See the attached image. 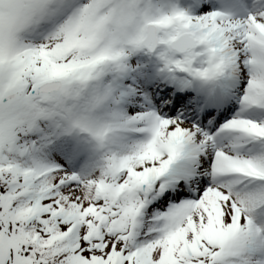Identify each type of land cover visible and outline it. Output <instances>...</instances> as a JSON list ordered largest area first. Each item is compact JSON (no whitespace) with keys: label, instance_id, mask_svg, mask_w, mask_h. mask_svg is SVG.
Instances as JSON below:
<instances>
[{"label":"snow or ice","instance_id":"obj_1","mask_svg":"<svg viewBox=\"0 0 264 264\" xmlns=\"http://www.w3.org/2000/svg\"><path fill=\"white\" fill-rule=\"evenodd\" d=\"M171 11L183 39L129 47L136 0H0V264H264L248 215L264 206V11L234 19L203 0ZM109 42L124 52L91 67ZM138 51L167 81L143 96L121 91ZM128 96L143 110L114 108L110 136L94 133ZM128 128L144 139L113 151ZM34 132L42 147L89 139L49 161L23 142Z\"/></svg>","mask_w":264,"mask_h":264},{"label":"clouds","instance_id":"obj_2","mask_svg":"<svg viewBox=\"0 0 264 264\" xmlns=\"http://www.w3.org/2000/svg\"><path fill=\"white\" fill-rule=\"evenodd\" d=\"M136 3L138 12L125 21L127 28L122 37L124 45L137 47L149 37H167L169 44L184 38L185 26L171 10L166 12L161 7L152 5L150 0H136ZM85 38L82 36V39ZM117 51L123 53L124 48L115 49L112 42L104 44L96 52L91 67L113 61ZM127 54L130 55L131 52ZM92 131L107 138L112 132V125L109 120L101 119L93 125Z\"/></svg>","mask_w":264,"mask_h":264},{"label":"rangeland","instance_id":"obj_3","mask_svg":"<svg viewBox=\"0 0 264 264\" xmlns=\"http://www.w3.org/2000/svg\"><path fill=\"white\" fill-rule=\"evenodd\" d=\"M238 1H240V0H238ZM150 2L152 3V2H154V0H150ZM158 2H160V5H161V7L163 9H166V8L167 9H171L174 6V2H176V7L181 8L183 6V4L185 3V0H177V1L176 0H158ZM239 6L243 7V8H247L248 10H252L251 14H256V13L264 11V0H255L254 2H251V3L246 1V0H241V2L239 3ZM247 15L248 14L239 13L236 16V19H239V18L240 19H244V18L247 17ZM149 57L150 56L148 54L144 53L143 51H138V52L133 53L128 58L127 63H128V66H129V71L122 78L121 91H124V90H126L128 88L127 85L125 84V82H131L130 78H127L128 73L131 72V71L139 74V72L144 70V69H147L149 67L153 68V70L150 69L152 71V75L150 77V80H149L148 84L153 81L154 77H156L158 75V73L162 75V72H161L162 63L156 57L153 65H152V64H150ZM150 91H149V89L147 87H145V89L143 90V92H144L143 95L150 94ZM136 92L139 94L138 90H136ZM135 101H137L135 96H128L124 100H122L121 103H119L118 105H111V104L108 105L104 110H102L100 115L104 119H108L109 118V114L112 112V110L114 108L119 113L123 114L125 112L124 111L125 105L126 104L134 105ZM138 106H139L138 110L142 111L143 109L141 107V104L138 105ZM133 111H135V110L132 109V112ZM41 127L43 128L44 133H50L51 132V128L48 127L47 125L42 124ZM31 134L32 135L35 134L36 137H38V139H40L41 133L34 132V133H30L29 135L23 137V142L31 144ZM131 134H133V136L117 138L116 143L110 145L112 150L117 145L124 146L122 149H124L126 147L133 148L137 143H139L140 141H142L144 139V136H143L142 133H140L138 131H135L133 129H131ZM69 137L74 142L77 139H79L80 141H85V140L89 139L86 135H81L79 137H76L75 134H73L72 136H69ZM102 155H103V152L96 153L93 158L94 159L96 157L100 158ZM75 169L79 170V167H76ZM249 214H252L251 216L254 218V219H252L253 224L256 225L257 227L259 226L261 228V230L264 231V206H262L261 208L259 207L258 211L257 210H253V211L249 212Z\"/></svg>","mask_w":264,"mask_h":264}]
</instances>
